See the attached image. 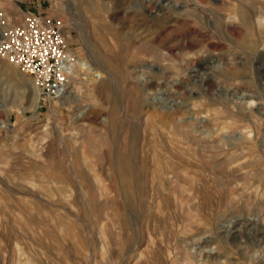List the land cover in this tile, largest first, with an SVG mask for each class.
<instances>
[{"label":"rangeland","instance_id":"374dc122","mask_svg":"<svg viewBox=\"0 0 264 264\" xmlns=\"http://www.w3.org/2000/svg\"><path fill=\"white\" fill-rule=\"evenodd\" d=\"M0 8L75 58L61 104L0 57V264H264V0Z\"/></svg>","mask_w":264,"mask_h":264},{"label":"built area","instance_id":"2783aa9c","mask_svg":"<svg viewBox=\"0 0 264 264\" xmlns=\"http://www.w3.org/2000/svg\"><path fill=\"white\" fill-rule=\"evenodd\" d=\"M21 11L23 22L11 25L0 8V57L28 75L42 96L57 99L75 64L64 22L41 12Z\"/></svg>","mask_w":264,"mask_h":264},{"label":"bare ground","instance_id":"6f19581e","mask_svg":"<svg viewBox=\"0 0 264 264\" xmlns=\"http://www.w3.org/2000/svg\"><path fill=\"white\" fill-rule=\"evenodd\" d=\"M5 13V12H4ZM6 15V14H5ZM6 17L8 18V20H9V17H8V15H6ZM71 53V52H70ZM74 69H75V64H74V66H73V69H72V73H71V75L69 76V80L70 79H74L75 78V76H74ZM35 86V85H34ZM35 88L37 89L36 91H35V100H36V103H38L39 102V100H40V90L35 86ZM39 90V91H38ZM70 97H72V92L69 90V88H68V84H66V86H64V88L62 89V93H61V95L59 96V98H57L58 99V101L61 103V104H63V103H66V100L67 99H70Z\"/></svg>","mask_w":264,"mask_h":264}]
</instances>
